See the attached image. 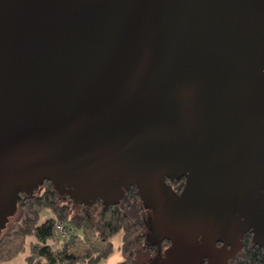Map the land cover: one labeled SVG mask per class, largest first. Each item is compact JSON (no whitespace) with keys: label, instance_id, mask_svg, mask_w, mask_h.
<instances>
[{"label":"water","instance_id":"water-1","mask_svg":"<svg viewBox=\"0 0 264 264\" xmlns=\"http://www.w3.org/2000/svg\"><path fill=\"white\" fill-rule=\"evenodd\" d=\"M262 69L264 0H0V221L43 177L85 202L135 183L226 264L216 241L264 232Z\"/></svg>","mask_w":264,"mask_h":264},{"label":"clouds","instance_id":"clouds-1","mask_svg":"<svg viewBox=\"0 0 264 264\" xmlns=\"http://www.w3.org/2000/svg\"><path fill=\"white\" fill-rule=\"evenodd\" d=\"M188 175L178 179L164 175L162 182L179 198ZM181 178L183 186L177 190L173 182ZM63 187L62 193L52 179L43 177L29 191L15 192L13 211L0 221V264H152L157 257L166 260L173 241L148 242L146 221L153 211L144 206L135 183L121 186L122 196L107 204L99 195L87 202L77 200L68 194L73 188ZM43 226H50L49 234H41ZM246 232L254 233L252 228ZM195 240L200 243L202 236L196 235ZM214 248L230 250L231 246L218 240ZM200 264H210L208 257ZM226 264H233V259Z\"/></svg>","mask_w":264,"mask_h":264},{"label":"rangeland","instance_id":"rangeland-1","mask_svg":"<svg viewBox=\"0 0 264 264\" xmlns=\"http://www.w3.org/2000/svg\"><path fill=\"white\" fill-rule=\"evenodd\" d=\"M144 206L152 209L154 213L153 220L148 223V241L152 240V238H160L165 231L170 232L176 241L173 247L166 253V260L161 262L159 261V257H157V260L153 261L152 264H171L174 262L193 264L194 260L202 255V252L195 240L196 231L187 223L182 209L179 206V201L175 202V198L169 197L163 205L147 201L144 203ZM13 209L14 203L6 210V213L10 214ZM252 241L264 243V232H257ZM222 250L226 252L227 260L234 255L233 248H230V250ZM218 256V251L211 254L210 258L213 264L223 262V259L216 261Z\"/></svg>","mask_w":264,"mask_h":264},{"label":"trees","instance_id":"trees-1","mask_svg":"<svg viewBox=\"0 0 264 264\" xmlns=\"http://www.w3.org/2000/svg\"><path fill=\"white\" fill-rule=\"evenodd\" d=\"M40 232L42 235L49 234L50 226H43ZM230 259H233V264H264V245L249 244V241L245 240L243 247Z\"/></svg>","mask_w":264,"mask_h":264},{"label":"flooded vegetation","instance_id":"flooded-vegetation-1","mask_svg":"<svg viewBox=\"0 0 264 264\" xmlns=\"http://www.w3.org/2000/svg\"><path fill=\"white\" fill-rule=\"evenodd\" d=\"M183 178H181L180 180H178V181H174L173 183L177 186V190H179V187H182L183 186ZM180 182H182V184L181 185H179L180 184ZM253 229V228H252ZM248 229H244V228H241L240 229V232H237L236 234H234V236L233 237H231V238H227V239H225L223 242H224V244H225V246L227 247L228 245H230L231 246V248L232 247H237L236 249H237V251L239 250V249H241L242 247H243V245H244V242H245V240H247V241H249V244H262V245H264V243H258V242H253L252 240H253V238L255 237V235H256V230L255 229H253V232L254 233H252V232H246ZM246 232V233H245ZM245 233V234H244ZM243 234H244V236H243ZM242 236H243V238H242ZM152 240H154L153 238H152ZM152 240H150V241H148L149 243H151V244H157L155 241L154 242H152ZM158 240V239H157ZM239 248V249H238ZM224 249V248H223Z\"/></svg>","mask_w":264,"mask_h":264}]
</instances>
